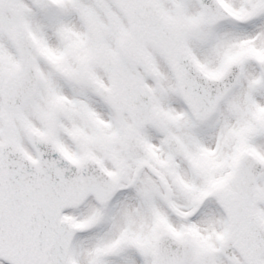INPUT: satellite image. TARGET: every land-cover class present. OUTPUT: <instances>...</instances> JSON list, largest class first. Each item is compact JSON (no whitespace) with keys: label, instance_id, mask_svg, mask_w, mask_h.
I'll use <instances>...</instances> for the list:
<instances>
[{"label":"snow or ice","instance_id":"snow-or-ice-1","mask_svg":"<svg viewBox=\"0 0 264 264\" xmlns=\"http://www.w3.org/2000/svg\"><path fill=\"white\" fill-rule=\"evenodd\" d=\"M0 264H264V0H0Z\"/></svg>","mask_w":264,"mask_h":264}]
</instances>
